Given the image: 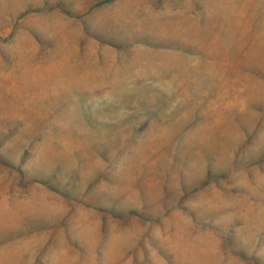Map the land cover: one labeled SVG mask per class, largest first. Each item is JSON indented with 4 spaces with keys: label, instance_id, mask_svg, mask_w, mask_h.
Returning <instances> with one entry per match:
<instances>
[{
    "label": "rangeland",
    "instance_id": "1",
    "mask_svg": "<svg viewBox=\"0 0 264 264\" xmlns=\"http://www.w3.org/2000/svg\"><path fill=\"white\" fill-rule=\"evenodd\" d=\"M0 4V264H262L264 0Z\"/></svg>",
    "mask_w": 264,
    "mask_h": 264
},
{
    "label": "crops",
    "instance_id": "2",
    "mask_svg": "<svg viewBox=\"0 0 264 264\" xmlns=\"http://www.w3.org/2000/svg\"><path fill=\"white\" fill-rule=\"evenodd\" d=\"M4 5L0 4V18L5 17L4 11H3ZM11 17V16H10ZM9 17V18H10ZM95 85H84L82 87H77L79 89H85L87 90L86 92H83V95H86L88 97L93 96L94 92H91L90 89H93ZM68 89V87H66ZM264 211H261V213ZM257 214L258 216L264 215V214ZM136 223L141 222V220L136 219ZM264 221V219L260 218V222ZM259 228L256 229L258 234L256 235V243L259 242V246L256 248L258 258L261 260L262 264H264V223H260L258 226ZM257 228V227H256ZM129 228L127 227L125 229V238L126 242L124 245H121V243H117L118 240L122 241L120 231L118 233L117 228L115 230H112V233L110 236L114 237L113 239V246L115 248H137V247H143L139 246L140 245V240H138V236L140 234H143V228L141 227L140 224H137L132 227L131 231L128 230ZM130 234V237H126V234ZM146 232V230H144ZM128 241V242H127ZM173 244V247L177 248L178 243L176 241H173L170 239ZM144 247L148 248V243L146 242V245ZM163 247V246H162ZM229 239L226 237L218 236L215 233H208L206 232L205 234H196L194 233L193 236L190 237L189 243H188V252L186 253V256H178L177 255V250L176 253L173 251H170V253L173 256H170L169 259H166V257L162 254H155V255H150V263L151 264H180V260L182 258L184 259L183 263L184 264H243L239 262L237 257H233L230 259L229 257ZM129 253H133L132 250L129 251ZM177 256H176V255ZM142 254L140 253L138 255V259L142 260ZM137 257V256H136ZM219 258V260H218ZM134 255H128L126 257L125 264L128 262L133 261ZM180 259V260H179ZM186 259V261H185ZM182 263V264H183Z\"/></svg>",
    "mask_w": 264,
    "mask_h": 264
},
{
    "label": "bare ground",
    "instance_id": "3",
    "mask_svg": "<svg viewBox=\"0 0 264 264\" xmlns=\"http://www.w3.org/2000/svg\"><path fill=\"white\" fill-rule=\"evenodd\" d=\"M262 138H264V137H262Z\"/></svg>",
    "mask_w": 264,
    "mask_h": 264
}]
</instances>
